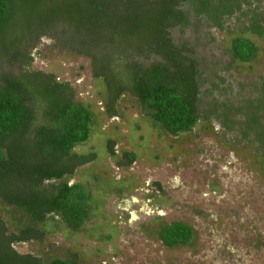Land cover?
<instances>
[{
	"label": "trees",
	"instance_id": "1",
	"mask_svg": "<svg viewBox=\"0 0 264 264\" xmlns=\"http://www.w3.org/2000/svg\"><path fill=\"white\" fill-rule=\"evenodd\" d=\"M249 5L250 0H0V201L34 224L9 231L0 218V264H75L58 258L44 263L12 244L40 240L38 225L47 221L77 229L93 206L87 187L67 177L94 158L73 152L88 141L94 115L74 99L68 81L31 69L37 53L29 49L48 37L54 46L90 58L93 76L106 87L110 115L128 94L170 135L219 116L255 145L264 162V74L253 83L251 95L237 102L221 100L214 92L219 84L208 83L223 78L213 71L206 75L193 47L171 37L173 29L202 21L224 29L235 14L246 16ZM252 19L250 31L262 35L260 18L255 14ZM227 53L248 62L257 47L237 36ZM107 151L115 155L112 140ZM136 159L135 152L123 151L118 165L129 167ZM155 234L164 245L176 247L188 244L193 230L173 221L161 224Z\"/></svg>",
	"mask_w": 264,
	"mask_h": 264
},
{
	"label": "rangeland",
	"instance_id": "2",
	"mask_svg": "<svg viewBox=\"0 0 264 264\" xmlns=\"http://www.w3.org/2000/svg\"><path fill=\"white\" fill-rule=\"evenodd\" d=\"M250 2L248 14H235L224 29L202 21L171 31L175 43L193 47L206 75L213 71L223 78L208 83L219 84L214 92L221 100L237 102L251 95L253 83L264 74V0ZM255 14L263 28L260 36L250 31ZM237 36L256 45L253 60H234L227 53ZM29 52L37 53L31 69L68 81L74 99L94 115L88 141L73 149L94 158L67 177L87 187L93 206L77 229L60 220L38 225L42 238L14 242L17 252L34 253L44 263L58 258L75 264H264V162L236 127L209 116L190 132L170 135L128 94L110 115L106 87L93 76L90 58L54 46L48 37ZM109 140L115 143L113 156L107 151ZM126 150L137 159L121 167ZM0 218L9 231L34 225L1 201ZM173 221L192 227L188 244L168 247L157 240L158 227Z\"/></svg>",
	"mask_w": 264,
	"mask_h": 264
}]
</instances>
